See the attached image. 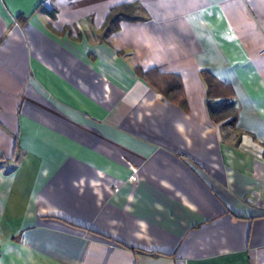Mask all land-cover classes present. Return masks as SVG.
I'll return each mask as SVG.
<instances>
[{
  "label": "crops",
  "instance_id": "obj_1",
  "mask_svg": "<svg viewBox=\"0 0 264 264\" xmlns=\"http://www.w3.org/2000/svg\"><path fill=\"white\" fill-rule=\"evenodd\" d=\"M0 264H264V0H0Z\"/></svg>",
  "mask_w": 264,
  "mask_h": 264
},
{
  "label": "trees",
  "instance_id": "obj_2",
  "mask_svg": "<svg viewBox=\"0 0 264 264\" xmlns=\"http://www.w3.org/2000/svg\"><path fill=\"white\" fill-rule=\"evenodd\" d=\"M46 10L50 15L55 16L52 10ZM138 16L137 3H124L113 7L106 19L105 33L111 34L119 29L122 21H136ZM153 86L158 88L165 95L169 96L178 103H186L184 87L181 76L177 74H166L158 69H150L143 73ZM203 78L207 85V106L210 116L215 121L226 120L228 124L235 126L238 115L235 109L234 89L233 87L221 81L212 72L202 71Z\"/></svg>",
  "mask_w": 264,
  "mask_h": 264
},
{
  "label": "built area",
  "instance_id": "obj_3",
  "mask_svg": "<svg viewBox=\"0 0 264 264\" xmlns=\"http://www.w3.org/2000/svg\"><path fill=\"white\" fill-rule=\"evenodd\" d=\"M259 156H261V154H259Z\"/></svg>",
  "mask_w": 264,
  "mask_h": 264
}]
</instances>
